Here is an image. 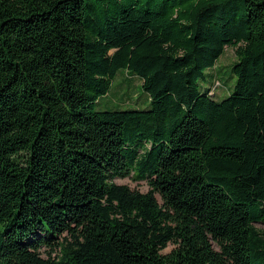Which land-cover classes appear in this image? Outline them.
<instances>
[{
	"label": "trees",
	"instance_id": "1",
	"mask_svg": "<svg viewBox=\"0 0 264 264\" xmlns=\"http://www.w3.org/2000/svg\"><path fill=\"white\" fill-rule=\"evenodd\" d=\"M120 70L149 109L96 110ZM255 224L264 0H0V264H264Z\"/></svg>",
	"mask_w": 264,
	"mask_h": 264
},
{
	"label": "rangeland",
	"instance_id": "2",
	"mask_svg": "<svg viewBox=\"0 0 264 264\" xmlns=\"http://www.w3.org/2000/svg\"><path fill=\"white\" fill-rule=\"evenodd\" d=\"M235 48L228 47L224 55L219 59L216 69H210L206 72L207 81H201L204 88H210L214 82L220 83L216 86V99H225L233 91L237 77L233 73V66L236 61ZM213 76V81L210 78ZM150 108L148 95L143 91L142 81L132 76L126 70H120L113 81L110 92L107 96L101 97L96 104L98 111H127V110H147ZM116 184L127 185L131 190L140 193L150 191L147 180H137L132 177L126 179H116ZM255 226L264 231V224H255ZM177 246L170 243L162 254L166 255L172 252ZM48 249H44V256H48ZM58 254L54 252L52 257Z\"/></svg>",
	"mask_w": 264,
	"mask_h": 264
}]
</instances>
